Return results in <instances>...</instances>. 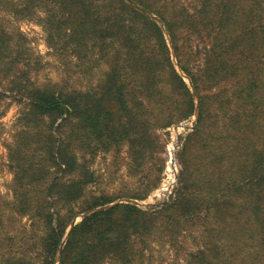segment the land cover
<instances>
[{
  "label": "trees",
  "instance_id": "1",
  "mask_svg": "<svg viewBox=\"0 0 264 264\" xmlns=\"http://www.w3.org/2000/svg\"><path fill=\"white\" fill-rule=\"evenodd\" d=\"M134 1L164 27L128 0H0V85L29 98L18 143L9 145L15 201L7 203L46 227L18 255L11 237L0 238V264H57L64 241L59 264H147L156 228L166 224L177 245L180 226L200 220L205 246L186 264H264V0ZM10 17L42 23L80 85L34 82L41 57ZM197 107L173 201L157 210L117 203L67 236L76 215L145 198L161 179L150 166L144 191L88 193L101 149L127 145L133 174L156 167L157 128ZM50 162L68 181L53 180ZM5 212L0 205V229L8 231L17 215Z\"/></svg>",
  "mask_w": 264,
  "mask_h": 264
},
{
  "label": "rangeland",
  "instance_id": "2",
  "mask_svg": "<svg viewBox=\"0 0 264 264\" xmlns=\"http://www.w3.org/2000/svg\"><path fill=\"white\" fill-rule=\"evenodd\" d=\"M10 18L11 20L8 21V24L11 25V28H18L23 31L27 35L29 45L33 47L35 55L41 57L42 61L40 63L36 60V57L34 58L33 68L31 69L32 80L34 82L42 86L53 85L55 83L69 86L80 85L82 76L79 72H72L66 66L63 60L64 56H61L49 43L48 32L42 23L33 19L17 20L13 17ZM171 47L173 49L172 45ZM172 58L179 69L174 54ZM99 73L102 74V71H99ZM185 77L190 85H193L191 79L187 76ZM28 101V97H22L21 94L14 93L7 85H0V205L6 211L4 213L5 218H8L12 213L15 214L7 203L15 201L13 184L15 182L16 170L11 160L9 145H17L18 143V141H15V134L24 128L25 120L23 119V115L24 112L28 111ZM197 123L198 116L194 114L190 118L169 126L158 127L157 133L160 146L156 151V157L158 158L156 167L149 163L147 169L141 172L138 171L135 174L131 172L132 158L128 152L127 145H123L120 150H117L115 146L108 150L101 149L92 162V166L97 172L98 180L94 186H92L93 183L88 186L89 191L87 192L96 191L97 193L105 192L118 195L144 191L143 189L149 181L147 171L151 166L154 169L153 175L161 176L158 185L145 198L121 197L116 201L128 202V200H133L142 208L148 210L162 208L165 204L176 198L182 169L180 154L182 153L186 136L195 129ZM117 154H120L119 160L115 159ZM48 166L51 167L53 175H55L53 180L68 181V173L63 170L62 166L54 162H50ZM161 167L162 170L160 171ZM53 180L52 178L50 179L51 182ZM52 197H50L51 200L54 198ZM62 203L63 201L61 205ZM57 205L59 206V204ZM57 205L51 209L56 212L55 215L59 213ZM86 212L76 215L72 221L75 220L76 223H79L87 216ZM60 213L64 214L66 212L61 210ZM15 217H17V221L13 223V226L8 231H6L7 227L0 229V238L6 240L7 237H11L13 243H15L13 247L14 253L18 255L25 248L23 243L30 241L35 233H43L46 227L44 223L33 226L32 223L35 219H31L26 214ZM35 222L37 221L35 220ZM202 223L203 221L200 220L195 221L192 226L189 224L184 227L180 226L183 231L179 236L177 245H173L169 241L171 231L164 229L166 224L156 228L153 232L154 238L150 241L151 251H148L145 262L147 264H186L192 251L198 247L205 246L203 232L206 227H203ZM217 224H220V222H217ZM25 227L26 229H24ZM70 227L71 224L68 231ZM1 257L0 253V259Z\"/></svg>",
  "mask_w": 264,
  "mask_h": 264
},
{
  "label": "water",
  "instance_id": "3",
  "mask_svg": "<svg viewBox=\"0 0 264 264\" xmlns=\"http://www.w3.org/2000/svg\"><path fill=\"white\" fill-rule=\"evenodd\" d=\"M128 1H129L133 6H135L136 8H138V9L144 11L145 13H148L149 15L155 17V18L161 23V21L159 20L158 17L154 16L153 13H151V12L148 11L147 9L143 8L141 5H139L138 3H136L134 0H128ZM161 25L163 26L162 23H161ZM164 29H165V28H164ZM165 32L167 33L166 30H165ZM167 35H168V34H167ZM185 76H186V75H185ZM187 77H188V76H187ZM195 115L198 116V107H197V110H196ZM128 202H132V203H134V204H137V203H135V201H133V200H128ZM117 203H121V202H120V201H116V202H113V203H111V204H109V205H104V206L97 207V208H95V209H92V210L87 211V212H86V215H90V214H92V213H94V212H97V211H99V210H102V209H105V208L112 207V206L116 205ZM76 224H77V223L75 222V220L71 222V227H70V230H69L68 233H67V236L70 234L71 230L73 229V227H74ZM64 244H65V241L62 243V245H61V247H60L59 256H58V261H57L58 264H59L60 255H61V252H62V249H63Z\"/></svg>",
  "mask_w": 264,
  "mask_h": 264
}]
</instances>
